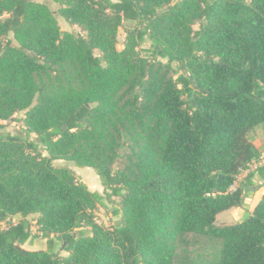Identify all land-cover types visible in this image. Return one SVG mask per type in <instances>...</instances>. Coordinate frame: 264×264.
<instances>
[{
  "label": "trees",
  "instance_id": "obj_1",
  "mask_svg": "<svg viewBox=\"0 0 264 264\" xmlns=\"http://www.w3.org/2000/svg\"><path fill=\"white\" fill-rule=\"evenodd\" d=\"M52 1L83 33L44 2L0 0V264H185L188 234L220 240L214 264H264V191L214 224L261 159L249 135L264 126V0ZM10 119L23 136L3 130ZM56 159L95 170L120 198L115 225ZM244 179L264 182V160ZM38 235L45 249L23 247Z\"/></svg>",
  "mask_w": 264,
  "mask_h": 264
},
{
  "label": "rangeland",
  "instance_id": "obj_2",
  "mask_svg": "<svg viewBox=\"0 0 264 264\" xmlns=\"http://www.w3.org/2000/svg\"><path fill=\"white\" fill-rule=\"evenodd\" d=\"M39 2L46 3L49 8L54 12V15L57 19L58 26L63 31L67 32H74V33H83L80 27L76 24H71L68 22L60 13V5L52 0H35ZM135 22L125 21L121 26L117 29V49H121L123 47V43L126 37V30L134 27ZM197 29V25L194 26ZM165 61V60H163ZM175 66V63H173ZM22 113L17 114L16 116L21 118ZM4 124L3 130L14 132L23 136V128L24 124L21 120L16 121L14 119H10L7 121H2ZM35 140V136H32ZM250 140L257 146L259 151L261 152V159H264V126L257 127L250 132L249 135ZM53 164L58 167H69L72 169L78 179L86 184L90 191L99 190L101 194L104 195V206H98V210L96 211V218L97 221L101 224H113L115 225L118 221L120 216L119 215H112V210L114 207L120 206V198L117 196H106L103 191L102 184L98 175L96 174L95 170L91 167H86L90 170L89 173L82 174L81 171L84 170L83 167L76 166L71 161L56 159L53 160ZM257 165V161L251 163L249 169L243 170L240 174L237 175L235 184L232 188L237 186H241L243 191V199L242 205L229 208L224 210L216 215L214 224L218 226L227 225L231 223H235L242 218H244L251 210L253 209L254 203H256L263 191H264V182L259 183V185H253L250 189L253 192L247 190V185L245 184V176L248 171L253 170ZM83 168V169H82ZM78 173V174H77ZM20 215H14L11 217L12 221H16L20 218ZM37 214L31 213L27 215V218L30 221L31 225V232L37 234V224L35 223V219ZM0 226L2 223L0 222ZM185 244L181 246L178 250L181 254V259L184 261L185 264H214L218 258L219 249L221 242L216 238H210L208 236L202 235H194L188 234L185 236ZM27 246L31 248H45L46 247V239L40 235L31 239ZM64 244L62 242H56L53 251L59 253L62 256H65L67 252L63 250Z\"/></svg>",
  "mask_w": 264,
  "mask_h": 264
},
{
  "label": "crops",
  "instance_id": "obj_3",
  "mask_svg": "<svg viewBox=\"0 0 264 264\" xmlns=\"http://www.w3.org/2000/svg\"><path fill=\"white\" fill-rule=\"evenodd\" d=\"M83 168H84V167H83ZM83 168H82V169H83ZM89 172H90V170H89L88 168H86V167L84 168V170L81 171L82 174L89 173ZM77 174H78V173H77ZM94 191L100 192L99 190H94ZM257 202H258V201H257ZM257 202H256V203H257ZM256 203H254V205H255ZM254 205H253V207H254ZM30 240H31V239L27 240V241L23 244V247H25L26 249H30V250H35V249H45V248H46V247H45V248H31V247L27 246V244H28V242H29Z\"/></svg>",
  "mask_w": 264,
  "mask_h": 264
},
{
  "label": "built area",
  "instance_id": "obj_4",
  "mask_svg": "<svg viewBox=\"0 0 264 264\" xmlns=\"http://www.w3.org/2000/svg\"><path fill=\"white\" fill-rule=\"evenodd\" d=\"M264 159H260L259 162H257V164H259L260 162H262Z\"/></svg>",
  "mask_w": 264,
  "mask_h": 264
}]
</instances>
